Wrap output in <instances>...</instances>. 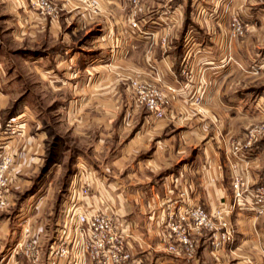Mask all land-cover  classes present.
Here are the masks:
<instances>
[{
	"label": "crops",
	"instance_id": "crops-1",
	"mask_svg": "<svg viewBox=\"0 0 264 264\" xmlns=\"http://www.w3.org/2000/svg\"><path fill=\"white\" fill-rule=\"evenodd\" d=\"M56 5L57 15L39 17L29 6L30 15L37 16L32 22L55 32L64 24L74 32L98 30L91 48L69 54L64 73L76 70L71 84L91 90L89 100L104 108L92 117L102 159L86 164L81 182L86 190L79 195L83 205L115 211L123 231L133 234L136 250L152 248L144 264H264V214L256 217L243 207L228 214L234 239L218 256L204 233L194 257L167 253L164 226L169 214L187 204L212 211L229 198L233 174L253 187L264 186L263 134L234 169L229 158L247 127L254 121L264 125V1L140 0L133 7L130 0H57ZM233 13L247 27L242 36L228 35L227 16ZM131 20L138 21L137 30L129 26ZM62 35L59 41L68 48L58 55L73 47V35ZM187 65L189 78L182 72ZM135 77L153 82L168 97L163 120L139 111L125 91ZM28 228L23 238L30 236ZM15 234L1 219L0 264H54L50 251L31 239L34 235L23 243V238L14 240ZM74 243L73 258L58 264H74L78 257L80 264H91Z\"/></svg>",
	"mask_w": 264,
	"mask_h": 264
},
{
	"label": "rangeland",
	"instance_id": "rangeland-1",
	"mask_svg": "<svg viewBox=\"0 0 264 264\" xmlns=\"http://www.w3.org/2000/svg\"><path fill=\"white\" fill-rule=\"evenodd\" d=\"M34 1L0 0V164L10 161V205L0 212V220L8 221L16 242L29 227L30 236L24 237L23 243H30L34 235L31 239L39 240L50 251L67 208L83 204L79 195L86 190V184L81 183L86 164L98 162L95 157L102 159L96 148L99 128L92 117L104 108L89 100L91 90L81 91L71 84L76 80V70L64 74L69 54L91 48L98 30L74 32L72 26L64 24L56 28L57 32L50 31L32 22L38 14L45 16ZM29 6L37 16L30 15ZM163 17L170 18V14ZM153 26L151 29H156ZM66 32L73 35V47L68 54L58 55L68 48L67 42L59 41ZM89 61L91 58L85 59L86 65ZM70 64L74 68L77 63ZM128 84L125 91L132 98ZM138 109L148 113L142 107ZM260 126L264 127L262 122L254 121L245 129V137L250 129ZM104 145L101 142L99 147L103 149Z\"/></svg>",
	"mask_w": 264,
	"mask_h": 264
},
{
	"label": "built area",
	"instance_id": "built-area-1",
	"mask_svg": "<svg viewBox=\"0 0 264 264\" xmlns=\"http://www.w3.org/2000/svg\"><path fill=\"white\" fill-rule=\"evenodd\" d=\"M133 7H137L140 0H130ZM57 0H35L34 6L42 15L55 16L58 13ZM228 22V35L230 37L242 36L246 25L233 13ZM129 26L133 30L139 28L136 20H131ZM183 74L189 78L190 69L187 65ZM128 87L134 96L137 106L144 108L150 116L156 120L166 117L169 105L168 97L151 81L135 77L129 81ZM174 90V89H172ZM264 127H255L246 134L243 143H233L229 158L230 167L235 168L236 162L246 158L249 145L264 132ZM3 161L0 164V212L10 205L8 199V164ZM230 196L218 203L208 211L201 205L187 204L176 212L169 214L165 220L167 239L165 250L169 254L194 257L199 248L198 236L207 234L208 246L214 256L234 239V228L227 220V215L243 207L261 217L264 214V186H252L242 175L233 174L229 181ZM124 224L117 220L115 211H104L95 205L72 204L68 207L62 227L59 229L57 240L50 249L54 263L73 258L72 249L75 244L81 250L82 256L89 259L91 264H144L152 256V248L136 251V240L132 233L123 231ZM73 237V239H72ZM32 255L37 250L32 244L27 245ZM74 259V264H80Z\"/></svg>",
	"mask_w": 264,
	"mask_h": 264
}]
</instances>
